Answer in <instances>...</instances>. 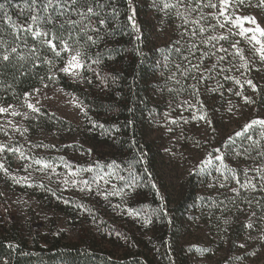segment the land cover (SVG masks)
<instances>
[{"label":"rangeland","instance_id":"obj_1","mask_svg":"<svg viewBox=\"0 0 264 264\" xmlns=\"http://www.w3.org/2000/svg\"><path fill=\"white\" fill-rule=\"evenodd\" d=\"M256 3L257 0H246L243 7L236 8L235 0H233V7L230 11L255 17L261 27H264V8H257ZM153 13L158 16L154 9ZM159 14L162 15L160 21L156 22V37H162L160 41L165 44L169 41L167 36H170L171 32L176 34L177 30L180 33L181 30L177 28L180 21L175 16L169 18L163 13ZM244 26L253 27L247 23ZM232 39L241 38L234 36ZM241 46L245 49V55L251 57L247 51L251 46L246 41ZM41 67L40 70L31 67L32 70L41 73V75H39L37 85L25 91L31 92L33 88H41L43 94L33 92L32 95L39 100L40 103L37 106L41 108L44 115L35 118L36 114L32 113L30 119H24L22 116L0 115V125H5L7 120H13L16 125L20 126L21 131L24 127L29 129L27 133L21 136L19 132L8 127L7 137L0 131V142L20 147L26 156L43 157L51 161L55 172L49 173L51 179H48L47 176L30 169L31 187L23 183L16 184L0 173V192L4 193V196L0 197L1 238L8 245L11 243L17 246L23 243L28 248H35L36 246L48 248L58 243L119 260L137 257L149 258L152 260V264H168L162 253L163 245L160 240L162 224L159 212L155 211L157 209L153 208L150 203L151 199L145 191L137 188L136 192L139 195L135 199L122 198L121 196H109L108 199H104L103 196L95 194L97 189L95 184L92 185L93 192L88 193L80 190L83 187L82 184L73 186L71 183L68 185L63 183L68 171L64 167L65 162L71 164L73 169H77L87 168L90 165L95 167L96 162L105 165L115 160L111 147L106 144L104 134L97 135L95 133L96 127H92L83 112L75 108L73 103H69L73 97L79 98L86 106L88 115L97 122L95 119L97 115L94 112L97 109L92 105L96 99L104 97L107 89L94 78L93 83L88 85L63 73H57L58 79L55 82L45 79L43 83H47L48 88L44 89L40 77L45 76L47 68ZM259 67L261 66L257 62L252 66V71H245V76H240L239 73H230V75H236L240 78L242 83L245 78H252L254 83L258 85L260 91L255 93L247 85L242 90L244 95L253 98L254 104H245L241 97L228 92V88H232L234 91L241 89L232 82L224 81L222 76L219 78L220 83L224 85L222 98L219 94L203 93L202 90L201 99L207 105L204 110L208 112L209 119L212 120L211 127L204 121L192 119L193 115H199V113L196 107L190 109L183 104L185 98L180 97L175 102L171 98L164 100H161V97L158 98L160 100L159 106L162 107L163 105L166 108L158 116L160 125L157 128L159 130L166 129L167 124L165 120L161 119L163 113L169 110H174L179 115L178 123L183 120L181 128L177 131L178 135L175 133L177 135L175 150L180 156L178 160L176 159L175 164L170 163L172 167L177 168L175 172L169 171V180L172 183L180 185L183 179L190 174H196L194 169L208 152H211L214 147H220L223 140L240 130L250 119L257 116L264 117V71H256ZM102 70L104 73H112V69L108 65L102 66ZM97 71H101V68L97 67ZM87 75L92 77L91 72H88ZM62 80L79 87L90 103L79 94L64 88L60 84ZM208 85L216 87V82L210 80ZM58 89H63V93L58 92ZM22 94L13 100H0V104H12L16 106L19 112H29L30 110L24 104ZM229 100L234 107V115L227 112ZM193 103L195 104L194 100ZM170 104L172 105L171 108L169 107ZM99 117L103 118L106 115L101 114ZM181 117L183 119H180ZM184 121H188V123ZM197 141H199V147L196 146ZM41 143L45 145L54 144L55 148L34 147V145ZM237 143H240L239 138H237ZM61 156L65 158L64 161L59 159ZM31 162V160L20 159L18 155L11 153H8L6 158V163L11 172L17 176L28 175L24 172V168ZM226 163L234 169L237 164L241 169L245 166L243 160L236 158L227 159ZM247 164L253 166L249 161ZM105 171L112 170L106 169ZM117 174H122L121 167L117 170ZM93 175L95 172H81L74 179L91 180ZM214 175L219 176V173H214ZM200 176H206L205 182L203 181L204 184H201L199 188L200 197H204L206 201L212 200L218 203L229 195L227 189L208 187V184L213 182L212 176L203 174ZM105 179H109V177L105 176ZM111 182L116 184L118 188L123 185V182L116 179H112ZM154 183L156 190L158 184L157 182ZM40 184H43L44 187H40ZM100 190L111 192L112 188L111 185H105L101 182ZM158 193L160 192L156 190V194ZM125 201H127L128 207L140 210L141 216L129 215L125 208ZM116 205H120V207H116ZM161 205H163V200L159 198V208ZM229 209H231L230 206ZM232 212L235 215L231 217H238V220L230 225L224 224L219 231L216 229L217 226L213 227V225L204 223L202 217L196 219L190 217L189 231L186 232L184 240L185 246L191 253L190 264H264V244L256 240L248 241L249 230L241 228L239 222L245 220L246 217L238 213L236 209ZM228 213L229 211L222 215L223 219ZM146 214L150 215L153 220V223L147 227L144 226ZM206 225H209L210 228ZM225 229L227 230L225 231ZM252 235L255 236L256 233H252ZM246 241L247 248H240L239 244ZM200 249H208L209 251L202 252ZM253 252L256 254L252 255ZM237 257L243 259L238 261Z\"/></svg>","mask_w":264,"mask_h":264},{"label":"snow or ice","instance_id":"obj_2","mask_svg":"<svg viewBox=\"0 0 264 264\" xmlns=\"http://www.w3.org/2000/svg\"><path fill=\"white\" fill-rule=\"evenodd\" d=\"M125 2L130 13L127 18L132 22V27L139 32V27L134 19L137 14L135 0H125ZM245 2L246 0H235V7H243ZM249 6L251 5L249 4ZM255 6L264 8V0H257ZM13 7L19 9V15L25 17L23 21L18 22L12 19L9 9ZM150 7L154 9L155 13H163L169 18L175 16L180 21L177 28L181 30V39L175 41L171 49L176 54L177 61L169 70L166 79L174 81L176 85L180 86L177 89H168L169 92H189L190 99H185L183 104L190 109L196 107L199 115H193V120L204 121L211 127L212 120L209 119L208 112L204 110L207 105L201 99L202 90L203 93L219 94L222 98L224 85L220 83L221 76L224 81L232 82L241 89L234 91L232 88H228V92L241 97L245 104L255 103L251 96L244 95L242 91L245 85L253 93L260 91L253 79L245 78L242 83L236 75H230V73H239L240 76H245V71H252V66L257 62L261 67L256 71H264V27H261L255 17L230 11L233 7V0H151ZM120 14L119 0H22V6L20 3L14 4L13 0H3L0 2V24L7 26L12 39L7 38L5 30H0V77L11 76L16 79L17 75H27L22 70L23 62L31 60L34 68L41 66L47 68L45 76L40 77L42 83L45 79L55 82L58 79L57 73H63L80 83L91 85L94 78L100 81L103 87H108L109 80L115 83L117 77L111 75L110 72H103L102 66L105 59H114L111 55L105 57L103 53L104 49H107V37L113 32V28H110L109 25L113 24ZM245 23L251 24L253 27H245ZM234 36L241 39H232ZM181 41L184 42L183 46H181ZM244 41L251 46L247 50L251 57L245 55V49L241 46ZM161 51L164 50L161 49ZM168 61L169 56L165 55L163 68L168 67ZM93 66L100 67L101 71H97V67ZM88 72L92 73V77L87 75ZM210 80L216 82V87L208 85ZM43 88L47 89L48 84L43 83ZM57 91L63 93L64 90L58 89ZM33 92L43 94L41 88H33L31 92L25 91L22 94L24 104L30 110L29 112H19L12 104H0V115L22 116L24 119L32 118V113L36 114L35 118L44 115L41 108L37 106L40 102L33 97ZM34 99L35 102H33ZM69 103H73L75 108L83 112L92 127H104L103 124L91 119L86 106L79 98L73 97ZM228 105L227 112L234 115L231 100L228 101ZM169 107L171 108L172 105L170 104ZM163 117L166 124L177 123V119L171 117L168 112L163 113ZM184 122L188 123V121ZM127 123L131 124L132 121ZM8 127L19 132L21 136L29 131L27 127L21 131L20 126L16 125L13 120H7L5 125H0V131L4 133L5 137L8 136ZM116 130L119 131L118 128ZM167 131L171 132L173 129L168 127ZM237 138L240 139L239 144ZM196 146H200L199 141L196 142ZM34 147L55 148V145L41 143ZM166 151L169 150L166 149ZM8 153L18 155L20 159L32 161L24 168V172L28 175L17 176L11 172L6 163ZM233 158L243 160L245 166L242 169L239 164L235 169L229 166L226 160ZM59 159L65 160L63 156ZM142 160L143 155L137 162ZM247 161H252L253 166H249ZM34 165L35 167H33ZM64 167L68 170L63 180L65 185L69 183L73 186L82 184L83 187L80 189L82 192L92 193V185L95 184L97 186L95 194L103 196L104 199H108L109 196L135 199L139 195L136 192V189L140 187L139 181L144 179L143 176L131 171L127 178L118 175L117 170L120 165L115 160L105 165L96 162L95 167L90 165L87 168L77 169H73L71 164L65 162ZM131 167L130 163L129 168ZM30 169L47 176L48 179H51L48 174L55 172L51 161L43 157L26 156L20 147L0 142V173L16 184L23 183L31 187ZM106 169L112 171H105ZM194 171L198 175L212 176L213 182L209 183L208 187L227 189L229 195L225 196L224 200L218 203L213 202L217 210L222 214L231 211L225 203L227 201L236 208L238 213L246 217L245 220L239 222L243 228L249 230L247 240H256L264 244V196L257 199L255 195H251L264 193V117L257 116L250 119L240 130L229 135L221 142L220 147H214L199 161ZM81 172H95V175L91 177V180L74 179ZM145 172H148L147 168H145ZM214 173H219V176ZM148 175L151 174L148 173ZM105 176H108L109 179H105ZM112 179L123 182L122 187L118 188L111 182ZM101 182L111 185L112 191H101ZM39 186L44 187L43 184ZM152 187L156 188L154 182ZM246 193L250 195L246 196ZM3 196L4 193L0 192V197ZM116 207H120V205H116ZM125 208L129 215L141 216V211L128 207L127 201H125ZM155 211L167 215L164 205ZM236 220L238 217L225 216L223 223L230 225ZM152 223L151 216L146 214L144 226L147 227ZM252 233H256V235L253 236ZM247 246V241L239 244L242 249ZM8 247L12 248L16 245L10 243ZM200 251L207 252L209 250L200 249ZM251 254L255 255L256 253ZM242 259V257H237L238 261ZM3 264H8L7 260Z\"/></svg>","mask_w":264,"mask_h":264},{"label":"trees","instance_id":"obj_3","mask_svg":"<svg viewBox=\"0 0 264 264\" xmlns=\"http://www.w3.org/2000/svg\"><path fill=\"white\" fill-rule=\"evenodd\" d=\"M13 3H20L22 6V0H13ZM135 4L137 14L134 19L139 32L132 27V22L127 18L130 13L125 0H119L121 14L113 24L109 25L113 28V32L107 37L108 45L103 54L105 57L111 55L114 59H105L103 66L108 65L112 69L111 75L116 76L117 79L115 83L109 80L104 97L93 102L92 106L97 109L94 111L97 115L95 119L104 125L103 128L96 127L95 133L104 134L106 137V144L111 147L112 155L121 167V175L128 177L131 171L144 177L139 181V189L149 195L153 208L159 210L158 199L163 200L167 215L158 212L162 224L160 235L163 245L162 253L166 262L168 264H190L191 253L184 241L185 234L189 231L190 217H195V219L202 217L204 223L213 225V227L217 226L216 229L219 231L224 225L222 217L224 213L217 210L214 201H206L200 197L199 188L201 184H204L206 176H196L192 173L183 179L180 185L169 180V171H177V168L172 167L171 164H175L180 156L175 150V145L177 144V131L181 128L183 120L178 123L179 115L174 110H169L167 112L177 119V123L167 124L165 130H159L157 128L160 125L158 116L166 108L163 105L159 106L158 98L161 97V100L171 98L173 102L178 101L180 97L190 99L188 91L169 92L168 89H177L180 86L166 79L169 70L177 61L176 54L171 49L175 41L181 38L180 33L175 29L176 34L171 32V35L167 36L169 37L167 43L161 42L162 37H156L155 28L162 14L157 13V16L153 13L150 7L151 0H135ZM9 12L14 21L19 22L25 19L19 15V9L15 7L9 9ZM0 30H5L7 38L12 39L6 25L0 24ZM157 35L160 34L157 33ZM183 43L181 41V46ZM161 49L164 51L162 52ZM165 55L169 56L167 68L162 67ZM23 64L22 70L27 75H17L16 79L11 76L0 77L2 81L0 82V100H13L21 96L25 90L37 85L41 73L31 69V60ZM38 69L40 70V67ZM60 84L90 103L79 87L68 84L64 80ZM9 85L11 87H8ZM101 114H105L106 117H99ZM128 121L132 123L128 124ZM168 127H171L173 131H167ZM117 128L119 131L116 130ZM141 155H143V160L137 162ZM249 162L253 165L252 161ZM130 163L131 168H129ZM145 168L148 170L147 173ZM153 181L158 184L156 189L160 192L158 194L152 187ZM251 195L260 199L264 193ZM225 203L228 208L231 207L232 211L236 209L227 201ZM232 211H229L228 217L235 215ZM209 225L206 226L209 227ZM5 260L8 264H152L149 258L128 257L119 260L58 243L48 248L39 246L28 248L23 243L9 248L0 235V264H3Z\"/></svg>","mask_w":264,"mask_h":264}]
</instances>
